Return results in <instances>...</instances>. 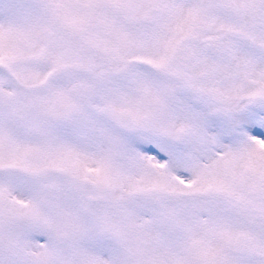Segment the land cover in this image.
Here are the masks:
<instances>
[{
  "label": "snow or ice",
  "instance_id": "snow-or-ice-1",
  "mask_svg": "<svg viewBox=\"0 0 264 264\" xmlns=\"http://www.w3.org/2000/svg\"><path fill=\"white\" fill-rule=\"evenodd\" d=\"M0 264H264V0H0Z\"/></svg>",
  "mask_w": 264,
  "mask_h": 264
}]
</instances>
